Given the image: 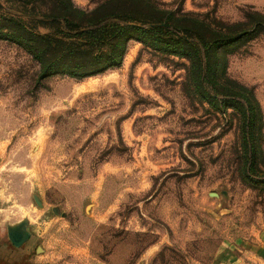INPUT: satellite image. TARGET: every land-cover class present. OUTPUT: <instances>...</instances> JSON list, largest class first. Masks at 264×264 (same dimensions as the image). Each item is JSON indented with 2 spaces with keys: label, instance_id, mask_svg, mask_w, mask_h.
I'll list each match as a JSON object with an SVG mask.
<instances>
[{
  "label": "rangeland",
  "instance_id": "374dc122",
  "mask_svg": "<svg viewBox=\"0 0 264 264\" xmlns=\"http://www.w3.org/2000/svg\"><path fill=\"white\" fill-rule=\"evenodd\" d=\"M156 1L179 34L164 41L188 39L184 27L223 34L235 85L219 99L240 110L202 102L209 87L183 85L186 60L139 41L119 68L41 78L0 34V264H264V0ZM4 19L56 30L28 0H0L1 31Z\"/></svg>",
  "mask_w": 264,
  "mask_h": 264
},
{
  "label": "trees",
  "instance_id": "16d2710c",
  "mask_svg": "<svg viewBox=\"0 0 264 264\" xmlns=\"http://www.w3.org/2000/svg\"><path fill=\"white\" fill-rule=\"evenodd\" d=\"M28 3L32 6L33 18L40 19L34 23L44 28L53 26L55 32H37L23 22L4 19L7 25H3L0 34L2 40L18 46L38 63L41 78L63 74L83 79L119 68L123 64L128 43L135 40L145 47L162 50L167 54L166 58L175 56L186 60L188 65H182L186 71L183 85L191 87L194 84L198 88L206 84L209 87L200 98L202 102L216 110L224 109V114L232 106L236 111L240 110L238 101L219 99L220 96L230 97L229 92L235 85L227 77L225 62L220 57V46H223L220 43L221 32L209 30L210 35L206 36L198 29L184 27L180 30L188 39L180 38L174 44L164 41L167 36L179 37V34L171 32L167 25L174 14L161 9L162 5L156 0H103L92 11L79 8L73 0H28ZM161 24L165 26H158ZM63 26L74 33L84 31L70 36L63 31ZM74 38L79 39V42L75 43ZM98 43L106 45L102 49L110 52L108 56L93 54ZM173 45L176 50L169 51L168 48ZM200 46L205 51V68ZM118 49L122 50L120 55L111 54ZM163 61L173 63L169 59ZM257 107L253 105L251 109L255 120L251 123L252 130L262 124ZM248 142L252 145V166L257 169L262 157L261 139L254 136Z\"/></svg>",
  "mask_w": 264,
  "mask_h": 264
}]
</instances>
